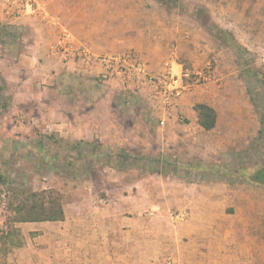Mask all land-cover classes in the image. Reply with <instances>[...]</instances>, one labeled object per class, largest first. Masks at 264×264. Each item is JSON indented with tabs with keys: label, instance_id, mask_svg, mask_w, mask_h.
Segmentation results:
<instances>
[{
	"label": "rangeland",
	"instance_id": "1",
	"mask_svg": "<svg viewBox=\"0 0 264 264\" xmlns=\"http://www.w3.org/2000/svg\"><path fill=\"white\" fill-rule=\"evenodd\" d=\"M115 1L121 8L139 0ZM145 6L166 13L191 34L192 59L180 58L191 73L186 92L192 105L200 103L198 98L214 104L216 129L206 132L171 109L166 110L170 122L162 120L148 102L133 108L119 96L116 106L105 100L98 109L77 112L98 123L97 137L66 141L55 131L29 126L31 115L24 110L10 109L11 88L0 74V122L3 115L9 119L8 126H0V264L13 248L33 246L36 232L59 230H53L52 224H60L52 221H11V202L45 190L54 191L63 208L84 198L106 207L131 197L123 230L135 252L132 264H189L181 250L194 247L220 249L234 264H264V186L257 180L264 167V0H145ZM17 36L0 26V58L17 53L18 47L8 43ZM90 86L100 88L98 82ZM77 144L83 152L124 149L136 156L200 163L208 175L191 182L139 168L118 171L95 157L78 156ZM161 194L178 199L168 204Z\"/></svg>",
	"mask_w": 264,
	"mask_h": 264
},
{
	"label": "crops",
	"instance_id": "2",
	"mask_svg": "<svg viewBox=\"0 0 264 264\" xmlns=\"http://www.w3.org/2000/svg\"><path fill=\"white\" fill-rule=\"evenodd\" d=\"M35 1L37 7L32 0H0V26L18 35L8 42L12 49L18 47L17 53L0 58V74L11 88V110H24L31 115L27 120L31 127L50 129V133L55 131L66 141L79 142L97 137L98 123L96 126L77 112L98 109L105 100L115 105L113 101L119 96L133 104V108L138 102H148L162 120L170 122L169 112L151 84L141 78L127 82L118 78L103 83L98 79L103 71L100 64L87 66L79 62L59 49L58 41L61 33L68 31L76 45L86 46L97 55L136 53L154 74L160 73L164 63L172 58L173 73L179 75L184 70L180 58L192 59L191 34L186 32L187 28L180 27L178 21L161 10L147 8L145 0H134L131 5L123 3L121 8L115 0ZM95 82L100 88L90 86ZM188 95L183 92L171 110L200 126L196 105L190 103ZM194 100L215 109L209 99ZM2 119L0 126H8V117L3 115ZM34 133L32 138L38 139L40 136ZM158 197L168 204L178 199L163 194ZM130 198L124 197L117 204L113 200L106 207L89 198L65 206V221L51 226L60 231L36 232L34 245L13 248L5 264H121V260L122 264H132L130 257L135 252L126 245L124 240L130 235L123 230L130 220L125 216L131 208ZM209 199H214L211 194ZM142 201L147 202V198ZM117 239L121 241L118 246ZM181 251L188 255L183 261L189 264H234L220 249L194 247Z\"/></svg>",
	"mask_w": 264,
	"mask_h": 264
},
{
	"label": "trees",
	"instance_id": "3",
	"mask_svg": "<svg viewBox=\"0 0 264 264\" xmlns=\"http://www.w3.org/2000/svg\"><path fill=\"white\" fill-rule=\"evenodd\" d=\"M2 29L8 28L2 26ZM195 110L198 115V122L204 130L211 131L216 127L218 117L215 109L207 104H197ZM85 144L86 146L91 145L89 143ZM76 147L79 148L78 156L89 161H93L96 158V161H102L105 165L118 171L139 168L149 173H168L184 180L189 179L191 182L198 179L205 180L208 175V167L200 163L183 164L169 162L157 157L136 156L124 149H118L114 154H111L108 151H100L97 148H94L91 152H83L80 149V144H77ZM257 180L264 186V167H262L257 175ZM24 194L22 193L21 195L24 196ZM9 211L15 214L11 218L13 223L57 222L65 220L62 203L52 190L32 192L24 200L16 199L15 202H11Z\"/></svg>",
	"mask_w": 264,
	"mask_h": 264
},
{
	"label": "built area",
	"instance_id": "4",
	"mask_svg": "<svg viewBox=\"0 0 264 264\" xmlns=\"http://www.w3.org/2000/svg\"><path fill=\"white\" fill-rule=\"evenodd\" d=\"M58 48L87 66L92 63L100 64L103 71L98 79L103 83L118 78L125 82L135 78L148 82L158 93L161 104L166 110L174 107L176 101L187 90V81L191 78L189 70H183L179 75L173 73L172 58L164 63L160 73L154 74L148 70L147 63L136 53L94 54L86 46L76 45L74 36L68 31L61 33ZM178 219L183 221L184 216L180 215Z\"/></svg>",
	"mask_w": 264,
	"mask_h": 264
}]
</instances>
